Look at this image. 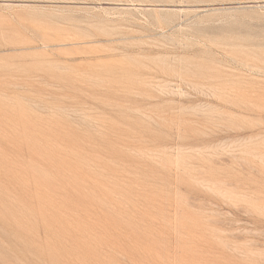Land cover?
I'll return each mask as SVG.
<instances>
[{
	"label": "rangeland",
	"instance_id": "rangeland-1",
	"mask_svg": "<svg viewBox=\"0 0 264 264\" xmlns=\"http://www.w3.org/2000/svg\"><path fill=\"white\" fill-rule=\"evenodd\" d=\"M0 264H264V0H0Z\"/></svg>",
	"mask_w": 264,
	"mask_h": 264
}]
</instances>
